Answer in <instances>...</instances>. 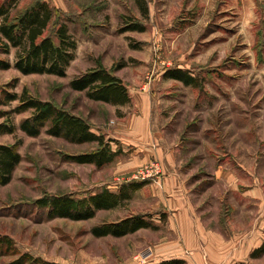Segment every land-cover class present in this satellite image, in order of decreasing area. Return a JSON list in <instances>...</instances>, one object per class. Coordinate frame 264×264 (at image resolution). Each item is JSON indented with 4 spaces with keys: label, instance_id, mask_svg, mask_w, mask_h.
I'll return each mask as SVG.
<instances>
[{
    "label": "rangeland",
    "instance_id": "obj_1",
    "mask_svg": "<svg viewBox=\"0 0 264 264\" xmlns=\"http://www.w3.org/2000/svg\"><path fill=\"white\" fill-rule=\"evenodd\" d=\"M35 1H11V19ZM41 1L76 46L62 77L22 75L13 67L17 49L0 53L11 65L0 70V146L19 156L0 185V264L222 257L196 244H225L220 264H264V251L252 256L264 246V0ZM100 68L120 80L126 103L71 88ZM175 72L195 84L168 74ZM26 98L82 119L102 144L52 136L48 124L28 135L20 126L33 110L17 111ZM102 147L112 158L101 166L70 158ZM104 191L126 198L87 220L49 217L54 199ZM135 218L149 226L123 237L92 234Z\"/></svg>",
    "mask_w": 264,
    "mask_h": 264
},
{
    "label": "trees",
    "instance_id": "obj_2",
    "mask_svg": "<svg viewBox=\"0 0 264 264\" xmlns=\"http://www.w3.org/2000/svg\"><path fill=\"white\" fill-rule=\"evenodd\" d=\"M13 1V0H11ZM11 1L0 2V53H8L10 48L17 49L13 67L22 75L49 74L64 76L65 68L72 59L75 41L68 34L67 27L58 24L56 12L41 0H36L31 6L11 19L9 10L14 4ZM57 20L54 21V20ZM134 29L135 27H130ZM52 34L48 35L47 32ZM8 62L0 60V70L9 69ZM171 78L182 81L186 85H194L195 80L179 72L168 73ZM75 91H86L87 97L93 101L124 104L128 101L127 93L120 80L104 69H97L81 76L71 83ZM15 96L11 97L13 100ZM33 110L31 118L22 122L20 128L30 136L39 133L45 124L50 125L48 133L63 138L71 143L82 144L97 142L102 144L100 138L88 131L86 123L64 110L57 109L51 103L41 102L30 98L23 99L17 111ZM79 164H95L101 166L110 162L105 147L102 150L70 157ZM19 162V156L10 146H0V185L9 182L11 173ZM138 188L137 185L133 186ZM126 197L104 191L99 195L83 200L71 197H61L52 200V211L49 217L68 218L72 220H87L93 217L96 210H109L115 208ZM46 206L45 201H38ZM148 223L140 218L124 219L115 224H104L92 230L95 237H123L133 234L140 229L147 228ZM8 242V241H5ZM264 251V246L252 253L255 257Z\"/></svg>",
    "mask_w": 264,
    "mask_h": 264
},
{
    "label": "crops",
    "instance_id": "obj_3",
    "mask_svg": "<svg viewBox=\"0 0 264 264\" xmlns=\"http://www.w3.org/2000/svg\"><path fill=\"white\" fill-rule=\"evenodd\" d=\"M199 244V243H198ZM219 245V246H218ZM218 247H214L211 245L202 247L201 245H193L191 249H196V250H205V249H211V250H223L222 257L218 253H214L211 256H208L206 253H204L205 258H203V263L204 264H220L221 262H225L226 259V245L225 244H218ZM195 262L197 263V259H195Z\"/></svg>",
    "mask_w": 264,
    "mask_h": 264
}]
</instances>
